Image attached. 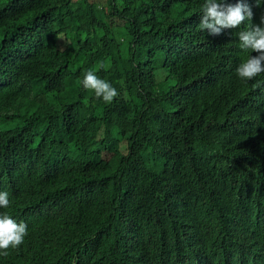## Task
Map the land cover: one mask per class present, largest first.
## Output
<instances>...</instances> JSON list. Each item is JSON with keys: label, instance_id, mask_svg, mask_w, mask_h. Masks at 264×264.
I'll return each mask as SVG.
<instances>
[{"label": "trees", "instance_id": "obj_1", "mask_svg": "<svg viewBox=\"0 0 264 264\" xmlns=\"http://www.w3.org/2000/svg\"><path fill=\"white\" fill-rule=\"evenodd\" d=\"M204 2L0 0V213L27 224L0 264H264V73L236 75L264 0L218 36Z\"/></svg>", "mask_w": 264, "mask_h": 264}, {"label": "clouds", "instance_id": "obj_2", "mask_svg": "<svg viewBox=\"0 0 264 264\" xmlns=\"http://www.w3.org/2000/svg\"><path fill=\"white\" fill-rule=\"evenodd\" d=\"M262 0H257L259 7ZM253 12L245 0H205L202 5V14L198 25L200 30L207 31L209 35L218 36L225 30L238 29L245 21H251ZM240 48L247 52L259 53L244 59L236 69V75L244 81L252 80L264 73V16L260 24L250 25L247 30L239 31ZM82 84L87 90L94 92L96 98L105 103H111L119 93L108 81L101 79L94 71L87 70L83 74ZM10 200L8 193L0 192V207L8 208ZM27 235V224L17 223L7 213H0V254L7 256L8 249L19 247Z\"/></svg>", "mask_w": 264, "mask_h": 264}, {"label": "rangeland", "instance_id": "obj_3", "mask_svg": "<svg viewBox=\"0 0 264 264\" xmlns=\"http://www.w3.org/2000/svg\"><path fill=\"white\" fill-rule=\"evenodd\" d=\"M92 1H96V2H99V3H102V4L105 3V0H92ZM114 50H115V48H114Z\"/></svg>", "mask_w": 264, "mask_h": 264}, {"label": "bare ground", "instance_id": "obj_4", "mask_svg": "<svg viewBox=\"0 0 264 264\" xmlns=\"http://www.w3.org/2000/svg\"><path fill=\"white\" fill-rule=\"evenodd\" d=\"M179 218V217H178Z\"/></svg>", "mask_w": 264, "mask_h": 264}]
</instances>
